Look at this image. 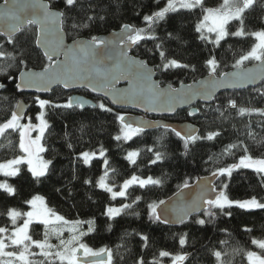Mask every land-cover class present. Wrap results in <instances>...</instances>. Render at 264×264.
Here are the masks:
<instances>
[{
    "label": "trees",
    "instance_id": "1",
    "mask_svg": "<svg viewBox=\"0 0 264 264\" xmlns=\"http://www.w3.org/2000/svg\"><path fill=\"white\" fill-rule=\"evenodd\" d=\"M3 0H0V3ZM52 8L62 10L63 0H47ZM223 0H205V7L216 8ZM167 0H100V7L96 11L103 15V20L97 19L90 28L72 29L71 18H66L65 35L68 41L76 38L91 39L92 36L105 35L118 30L124 24L137 28H147L143 16L150 15L153 11L165 6ZM245 30L248 32L264 30V0L246 12ZM202 18L201 9L192 12L181 9L178 12L169 13L166 19L155 26L157 40L142 41L139 46L133 47L132 54L145 59L154 67L156 79L161 85L171 84L176 87L180 84L192 83L208 75L209 69L205 61L215 57L219 67L217 75L233 69L232 65L241 55L250 50L255 39L248 35L245 37L228 36L220 41L217 47L208 41L200 39V33L195 31V25ZM82 19L78 17L77 23ZM238 21H232L228 27L236 31ZM178 39H170L169 34ZM35 28L29 26L16 35L15 50L7 44L6 39L0 36V51L11 52L15 59H0V84L4 87L0 90V123L10 118L14 105L23 101L31 103L26 118L36 120L40 108L36 103V96L17 94L15 89L18 73L25 69H43L48 63L35 47ZM156 44H162V48L168 59H176L178 62L188 64L195 68H170L161 71L157 65L161 64L159 51L155 50ZM23 59L24 64L19 60ZM255 61H245L242 66H247ZM11 78V79H10ZM76 93L92 99L98 105L103 102L111 112H103L98 107H86L83 109H63L46 107L43 109L48 129L45 132L42 144L46 151L42 153L45 160L51 161L50 174L43 182L34 181L27 171V165H19L20 172L16 176L5 178L0 175V181L5 179L15 188L16 194L8 196L0 190V227H9L12 223L7 216L9 208L21 212L29 210L25 201L35 195L45 198L51 209L68 220L95 221L94 231L83 238L84 242L93 249L101 247L111 248L114 252L115 264H133L135 259L143 258L146 264H150L154 258L160 260V264H172L170 257H159L160 251H168L173 255L186 253L188 260L185 264H217L213 251L227 253L222 256L225 264H248L245 252L254 251L264 254V250L251 243L252 239L264 240V209L246 211L238 207L225 209V213L217 212L216 219L211 224L200 226L196 219L204 218V214L191 217L187 223L177 227H169L166 224L152 222L148 218V205L166 200L173 195L184 181L193 182L200 176L211 175L216 168L225 167L239 160L243 155L240 148L233 149L232 155H224L227 145L244 141L253 157L264 156V116L257 113L251 115H238L237 109L227 108V102L232 99L238 107L264 110V82L258 87L239 92H225L218 95L209 105L197 104V114L194 117L188 115V110L177 112L172 118L165 120L171 122L190 121L199 128L197 136L204 137L209 132H218L212 140H198L191 146L188 155H182L183 142L175 137L174 133H167L164 144L167 148H161L157 138L164 132L163 129L145 131L134 136L129 141H117L114 137L121 127L116 119L118 115L130 113L129 111L116 110L105 101L98 99L85 91ZM70 93L56 88L41 99L64 103ZM223 113V114H221ZM25 118V120H26ZM251 132L255 140L248 137ZM18 130H7L0 136V163L21 154L19 147ZM71 144V147H69ZM153 148L156 151L165 152V159L155 164L151 163L154 153L148 151ZM104 150L105 156H95L88 165L83 163L79 156L83 152L99 154ZM138 151L139 155L135 163H129L125 157L129 151ZM107 159L108 179L107 183L114 188H119L124 180L136 175L141 178L152 177L160 179L161 186L148 185L144 188L138 185L131 186L126 193V198L112 199L108 192L96 187L98 179L103 175L104 160ZM76 177L73 179V177ZM89 180V184L84 181ZM223 184H227L226 192L232 200H245L255 196L264 202V187L255 173L248 169H239L227 176L219 177L215 186L219 190ZM56 189H60L57 191ZM71 192V195H69ZM141 199L133 203L136 197ZM132 204L114 219L104 214L110 205ZM138 213V215H137ZM111 226V227H109ZM84 228H88L87 225ZM251 231H245V229ZM137 233L147 235L150 243L147 248L142 247V241ZM187 233V243L181 248L179 237ZM30 234L33 239L42 240L44 226L33 224L30 226ZM221 241H226L222 244ZM233 249L241 251L234 252ZM42 258L43 257H35ZM59 264V261L56 262Z\"/></svg>",
    "mask_w": 264,
    "mask_h": 264
},
{
    "label": "snow or ice",
    "instance_id": "2",
    "mask_svg": "<svg viewBox=\"0 0 264 264\" xmlns=\"http://www.w3.org/2000/svg\"><path fill=\"white\" fill-rule=\"evenodd\" d=\"M158 2V0H157ZM260 0H223L216 8L205 7V0H167L165 6L159 10L153 11L150 15L143 16V21L147 24V28H137L133 25L124 24L120 29L119 35L112 41L99 39L97 36H92L91 39L83 41H73L71 46H67L63 42V33L65 31L66 18H71L72 29L90 28L97 19L103 20L105 17L99 14L96 9L100 7V0H63L62 10H53L51 2L44 3L43 0H4V4L0 6V35L6 37V42L13 46L15 50L16 34L19 33L25 25H37L35 35V46L43 49V55L48 63L43 67L42 71L35 72L27 69L25 65L24 71L20 73V82L16 83V89L35 88L37 91H50L51 85L61 84L65 89L74 86L88 87L93 92H103L105 96H111L113 103L121 101H144L149 107V111H166L172 113L177 105H182L190 102L193 99H200L205 102H210L214 99L216 91L221 87H242L249 84H256L257 81H264V30L248 32L245 30L246 12L256 6ZM181 9L192 12L195 9H201L202 18L195 25V31L200 33L202 41H208L207 33H215V39L208 41L217 47L220 46V41L228 36L245 37L252 36L255 43L250 50L241 55L235 60L232 65L236 71L232 73H220L217 77V68L219 64L215 57L205 61L208 71V78L203 81H196L194 84L184 85L175 88L171 84L166 87H161L159 83L152 80L154 75L153 69L149 68L148 64L142 60H137L128 55L129 50L140 45L142 41L157 40L155 26L166 19L169 13L178 12ZM82 19L80 23L76 22L78 17ZM232 21H238L239 26L236 31H231L228 25ZM170 39H178L171 33ZM0 47H3L0 45ZM155 50L159 51L161 64L157 65L161 71H166L170 68L187 69L191 66L178 62L176 59H168L162 44H156ZM64 59L60 60L59 57ZM11 58L15 59L11 52L0 51V59ZM256 61L255 69L244 70L242 65L245 61ZM108 62H111L109 65ZM20 64H24L23 59L19 60ZM195 71L194 67H191ZM121 77L129 79L130 87L120 92L115 89V83H118ZM11 79V78H10ZM4 85L0 84V88ZM264 95V93H262ZM38 107L43 110L46 107L73 109L85 107L86 101L80 98H69L64 103L53 102L46 99L36 97ZM98 107L103 112H111L112 109L106 107L101 102ZM209 107L211 104L209 103ZM227 108L237 109L238 115H251L257 113L264 116V110L249 109L238 107L236 102L229 99ZM17 111H13L9 119L0 123V136L7 130L13 132L19 130V150L23 155L17 156L14 159L8 160L6 163H0V173L4 176H16L20 172L19 165H27V171L31 174L34 181L43 182V179L48 178L50 174L51 161L45 160L42 153L46 151L41 143L45 132L48 129V122L45 120V113L39 112L36 116L38 124L33 125L31 118H28V123H21L24 119V109L17 105ZM223 114V113H221ZM189 116L196 115L195 112H189ZM116 119L121 124V134L114 137L115 140L124 141L131 140L145 132L146 128L155 127L163 129L164 132L157 138V143L161 148H167L164 140L167 139V133H174L180 141L183 142L182 155H188L191 151V146L198 140H212L218 136V132H209L206 136L200 137L194 134L195 130L191 127L178 130L169 124L156 123L149 125L144 121H139L135 125L126 121L123 115H118ZM38 134L34 139L31 138V132ZM250 139L255 140L251 132L248 133ZM71 147V144H69ZM240 148L243 150V155L239 160L225 167L216 168L211 172L212 178L222 176L231 177L232 173L239 169H248L256 174L261 187H264V156L253 157L250 154L249 148L244 141L229 144L224 149V155H232L233 149ZM148 151L154 153V159L151 163L162 162L165 159V152L156 151L153 148H148ZM139 155L138 151H129L125 159L129 163H135V157ZM95 153L83 152L79 159L83 160L85 165L90 163L91 157ZM104 150L100 151V157H104ZM108 161L104 160L106 168L104 176H102L96 184V187L108 192L114 199L117 196L125 197L127 190L134 184L144 188L148 185L161 186L160 179H141L136 175H132L130 179H126L120 186L118 192H114L113 188L107 183ZM76 177L74 176L73 179ZM89 184V180L84 181ZM200 191L189 203H174L169 204L164 200H159L158 203L148 205V218L152 222L163 224H185L188 222L191 215L203 213L204 218L196 219L195 223L200 226L211 224L216 219L217 212L220 214L231 215L230 212L225 213V209L233 206L240 209L251 211L256 209H264V202L258 200L255 196L245 200H232L229 198L226 189L227 184H223L218 190L211 179L198 185ZM190 187L188 181H184L181 185L180 193L177 199L183 200V190ZM0 190L7 193L8 196H14L16 190L8 183H0ZM60 191V189H56ZM71 195V192H69ZM141 198L136 197L133 203H136ZM29 210L21 212L14 208H9L7 216L12 222L11 229L7 226L0 227V264H115L114 252L111 248L101 247L93 249L84 242L83 238L94 229L95 221L84 220H68L64 216L57 214L53 209L48 207L45 198L40 195H35L31 199L25 201ZM161 206H164L161 209ZM132 204H123L120 208L108 207L104 213L109 220L114 219L127 209H130ZM138 215V213H137ZM23 217V223L17 224V220ZM87 223L89 225L87 231H84L82 226ZM40 224L44 226V238L42 240L33 239L30 234V226ZM111 227V226H109ZM67 231L69 238L64 239L63 233ZM251 231V229H245ZM140 240L143 242L142 247L147 248L150 243V238L147 235L137 233ZM55 236L58 244L50 243V238ZM187 233L179 237V245L183 248L187 241ZM226 244V241H221ZM251 243L256 247L264 250V240L252 239ZM13 250H6V249ZM38 249L39 251H34ZM234 252L241 251L233 249ZM217 264H225L222 256L227 253L221 251H213ZM35 257H43L41 260L34 259ZM159 257H170L172 264H185L188 260L186 253H177L173 255L168 251H160ZM245 257L248 264H264V254H257L254 251L245 252ZM133 264H146V261L141 257L135 259ZM150 264H160L158 258H154Z\"/></svg>",
    "mask_w": 264,
    "mask_h": 264
},
{
    "label": "water",
    "instance_id": "3",
    "mask_svg": "<svg viewBox=\"0 0 264 264\" xmlns=\"http://www.w3.org/2000/svg\"><path fill=\"white\" fill-rule=\"evenodd\" d=\"M44 3H49L47 0H43ZM4 4V0L0 3V6H2ZM53 10H56L53 8ZM58 11V10H57ZM29 26H32L35 28V33L37 31V28L38 26L37 25H25L22 30L28 28ZM121 29V28H120ZM120 29L118 30H115V31H111L105 35H101V36H98L99 39L101 40H105V41H112L116 38L117 35H119L120 33ZM2 30V29H0ZM21 30V31H22ZM20 33V32H19ZM19 33H17L16 35H18ZM1 37L5 38V36H2L0 35ZM83 40H88L87 38H76L74 40H71V41H68L67 38H66V35H65V32L63 33V42L65 45L67 46H71L73 41H83ZM36 47V46H35ZM36 49L41 53V55L43 56V58L45 60L46 57L43 55V49L42 48H37ZM133 48L131 50H129L128 52V55L130 57H133L137 60H142L144 62L147 63V61L145 59H142V58H139L137 56H134L131 52H132ZM60 60H63L64 57L63 56H60L59 57ZM109 65H111V62H108ZM148 64V63H147ZM256 65H257V62H254L250 65H247V66H242L244 70H252V69H255L256 68ZM149 68L153 69L154 71V75L152 76V80L159 83V85L163 88V87H166L167 85H161L160 82L156 79V71L154 69L153 66L149 65ZM26 69H23L21 70L17 77H16V83H19L20 82V73L22 71H24ZM30 70L32 71H35V72H39V71H42V69H33V68H30ZM236 71V69H231L225 73H232ZM219 75H217L218 77ZM208 78V75L200 78L199 80L197 81H203L205 79ZM196 82V81H195ZM195 82H192V83H187V84H184V85H189V84H194ZM264 81H257L256 84H249L247 86H242V87H221L219 88L216 93H215V97L214 99L222 94V93H225V92H239V91H245L247 89H252V88H256L258 87L261 83H263ZM15 83V85H16ZM115 89L120 91V92H123L125 90H127L129 87H130V84H129V79L126 78V77H121L119 82L118 83H115L114 85ZM181 87V84L176 86L175 88H179ZM56 88H60L62 91L66 92V93H70V96L69 98H80L84 101H86V104H85V107H91V105H97L95 101H93L92 99L90 98H87L83 95H80L78 93H76L77 91H85L87 93H89L90 95L98 98V99H101L103 101H105L110 107H112L113 109H116V110H121V111H129L130 113L128 114H124L123 116L125 117L126 121L129 122V123H132L133 125H135L137 122L139 121H144L146 122L147 124L149 125H154L156 123H164V124H169L171 125L173 128H176L178 130H184L188 127H191L192 129L195 130L194 134L195 135H198L199 133V128L192 122L190 121H184V122H171V121H167L165 120L166 118H172L177 112L179 111H183V110H188V113L191 111V112H195L197 114L198 112V109L196 108V105L197 104H201V105H209V103L211 104L212 101L210 102H205L203 100H200V99H193L191 100L190 102L188 103H185V104H182V105H177L176 108H175V111L172 112V113H169V112H166V111H149V110H146L149 106L144 102V101H136V102H132V101H121L119 103H113L112 102V97L111 96H105L103 94V92H93L90 88L88 87H82V86H74V87H70L68 89H65L61 84H53L51 85V90L50 91H37L35 88H21L19 90L16 89V86H15V89H16V92L17 94H28V95H32V96H36V97H44V96H47L51 93L52 90L56 89ZM2 88H0L1 90ZM68 98V99H69ZM17 105H20L23 107L24 109V119L21 120V122H23L26 118V114H27V111L29 109V107L32 105L31 103H25L23 101H19L17 102L15 105H14V110L13 111H17ZM195 116V115H194ZM194 116H190V117H194ZM154 129H158V128H155V127H149V128H146L145 131H151V130H154ZM208 179H211L213 184L215 185V182L217 180V178H212L211 175H208V176H200L198 178H196L193 182L189 183L190 184V187L187 188V189H184L183 190V200L180 201L177 199V195L178 193H180V189H178L173 195H171L170 197H168L166 200V202H168L170 205L171 204H174V203H189L193 198L196 197V195L198 194V192L200 191V188H199V184H203L204 181L208 180ZM164 206H161V209L163 208ZM202 214L201 213H198V214H193L189 217V219L193 216H198ZM167 226L169 227H177L178 225L180 224H166Z\"/></svg>",
    "mask_w": 264,
    "mask_h": 264
},
{
    "label": "rangeland",
    "instance_id": "4",
    "mask_svg": "<svg viewBox=\"0 0 264 264\" xmlns=\"http://www.w3.org/2000/svg\"><path fill=\"white\" fill-rule=\"evenodd\" d=\"M205 35H207L208 36V40L209 41H212V40H214L215 39V33H207L206 31H205V33H204ZM256 42V41H255ZM256 62V61H255ZM99 103H101V102H99ZM98 103V104H99ZM41 111H43V110H40V112ZM44 112V111H43ZM125 114H128V113H125ZM123 115V114H122ZM37 116V115H36ZM32 122V124L33 125H36V124H38L39 123V121H37V120H35V121H31ZM21 123H28V119L26 118V120H24L23 122H21ZM122 127V126H121ZM121 127H120V129H119V132H118V134L117 135H120L121 134ZM18 133H19V130H18ZM38 133L37 132H35V131H33V132H31V138L32 139H34L35 138V136L37 135ZM116 135V136H117ZM122 141H124L123 139H121ZM126 142V141H125ZM41 143H42V141H41ZM134 151V150H133ZM89 153H92V152H89ZM128 154V153H127ZM20 155H23V153L21 152V154ZM19 155V156H20ZM42 155V154H41ZM97 155H99L100 156V153L99 154H97V153H95V156H97ZM95 156H93V157H91V159H90V161L95 157ZM17 157V156H16ZM16 157H14V158H16ZM42 157H43V155H42ZM14 158H11V159H14ZM43 159H44V157H43ZM135 159H136V157H135ZM7 162V161H6ZM6 162H4V163H6ZM18 167H20V166H18ZM105 171H106V168H105V166H103V175L102 176H104V174H105ZM0 175L1 176H3V177H5V178H9V177H12V176H4L2 173H0ZM101 176V177H102ZM100 177V178H101ZM99 178V179H100ZM131 178V177H130ZM130 178H128V179H130ZM139 178H141V177H139ZM99 179H98V181H99ZM141 179H147V178H141ZM125 181V180H124ZM8 183L5 179H3V180H1L0 181V183ZM123 184V182L120 184V186ZM134 185H138V184H134ZM109 186H111V185H109ZM120 186H119V188H114V187H112L113 188V191L114 192H118L119 190H120ZM139 186V185H138ZM110 195V194H109ZM111 196V195H110ZM112 198V197H111ZM118 198H123V197H119V196H117L116 198H114V199H118ZM113 199V198H112ZM123 204H120V205H110V206H108V207H113V208H120L121 206H122ZM107 207V208H108ZM23 217H21V218H19L18 220H17V224H22L23 223ZM12 223V222H11ZM85 225H87L88 227H89V225L87 224V223H85L83 226H82V228H83V230L84 231H87V229L88 228H84V226ZM43 238H44V234H43ZM42 238V239H43ZM63 238L64 239H68L69 238V233L67 232V231H65L64 233H63ZM50 243H52L53 245H55V244H58V240L55 238V236H52L51 238H50ZM6 250H13V249H11V248H9V249H6ZM34 251H39L38 249H33ZM37 260H41L42 258H36Z\"/></svg>",
    "mask_w": 264,
    "mask_h": 264
}]
</instances>
